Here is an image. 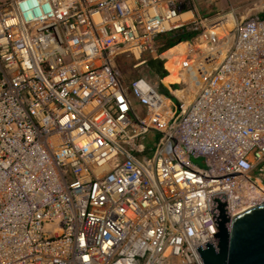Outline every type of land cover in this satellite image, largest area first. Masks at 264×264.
<instances>
[{
	"label": "built area",
	"instance_id": "1",
	"mask_svg": "<svg viewBox=\"0 0 264 264\" xmlns=\"http://www.w3.org/2000/svg\"><path fill=\"white\" fill-rule=\"evenodd\" d=\"M197 8L0 0V264H204L264 204V11Z\"/></svg>",
	"mask_w": 264,
	"mask_h": 264
},
{
	"label": "water",
	"instance_id": "2",
	"mask_svg": "<svg viewBox=\"0 0 264 264\" xmlns=\"http://www.w3.org/2000/svg\"><path fill=\"white\" fill-rule=\"evenodd\" d=\"M215 240L197 248L204 264H264V204L230 222L225 196L209 199ZM195 264V263H194Z\"/></svg>",
	"mask_w": 264,
	"mask_h": 264
},
{
	"label": "rangeland",
	"instance_id": "3",
	"mask_svg": "<svg viewBox=\"0 0 264 264\" xmlns=\"http://www.w3.org/2000/svg\"><path fill=\"white\" fill-rule=\"evenodd\" d=\"M195 2L198 7L197 10H200L201 13H213V17L221 12H234L236 18L239 19L264 11V0H195ZM225 27L227 28L226 25H221L216 30L221 31L219 30L221 28L225 30Z\"/></svg>",
	"mask_w": 264,
	"mask_h": 264
},
{
	"label": "crops",
	"instance_id": "4",
	"mask_svg": "<svg viewBox=\"0 0 264 264\" xmlns=\"http://www.w3.org/2000/svg\"><path fill=\"white\" fill-rule=\"evenodd\" d=\"M223 28L219 29L221 31H218L219 33H222V30ZM215 33L214 31L210 32L209 34L207 33L206 36H205V40L211 38V36H214ZM175 52H178V57L179 58H182V57H186L187 55H190L192 53L190 52H193L192 50V47H191V44H188V43H183L182 45H180V47L176 48Z\"/></svg>",
	"mask_w": 264,
	"mask_h": 264
},
{
	"label": "clouds",
	"instance_id": "5",
	"mask_svg": "<svg viewBox=\"0 0 264 264\" xmlns=\"http://www.w3.org/2000/svg\"><path fill=\"white\" fill-rule=\"evenodd\" d=\"M22 7H27L26 5H22Z\"/></svg>",
	"mask_w": 264,
	"mask_h": 264
}]
</instances>
